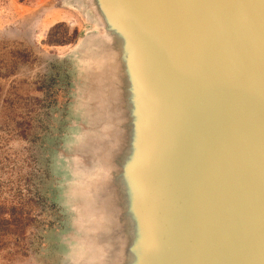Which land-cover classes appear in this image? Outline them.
Listing matches in <instances>:
<instances>
[{
	"label": "water",
	"instance_id": "water-1",
	"mask_svg": "<svg viewBox=\"0 0 264 264\" xmlns=\"http://www.w3.org/2000/svg\"><path fill=\"white\" fill-rule=\"evenodd\" d=\"M68 2L67 264H264V0Z\"/></svg>",
	"mask_w": 264,
	"mask_h": 264
},
{
	"label": "rangeland",
	"instance_id": "rangeland-1",
	"mask_svg": "<svg viewBox=\"0 0 264 264\" xmlns=\"http://www.w3.org/2000/svg\"><path fill=\"white\" fill-rule=\"evenodd\" d=\"M87 26L68 0H0V264H67L72 50Z\"/></svg>",
	"mask_w": 264,
	"mask_h": 264
}]
</instances>
